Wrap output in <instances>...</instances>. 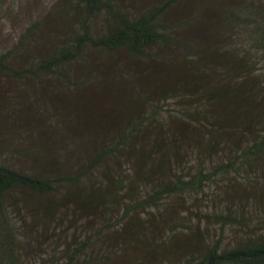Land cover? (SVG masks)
<instances>
[{"label": "trees", "instance_id": "obj_1", "mask_svg": "<svg viewBox=\"0 0 264 264\" xmlns=\"http://www.w3.org/2000/svg\"><path fill=\"white\" fill-rule=\"evenodd\" d=\"M0 81L61 83L76 115L10 100L41 140L0 155V264H264V0H55L0 47ZM40 214L85 232L28 262Z\"/></svg>", "mask_w": 264, "mask_h": 264}, {"label": "rangeland", "instance_id": "obj_2", "mask_svg": "<svg viewBox=\"0 0 264 264\" xmlns=\"http://www.w3.org/2000/svg\"><path fill=\"white\" fill-rule=\"evenodd\" d=\"M10 1L12 2V0H0V47H3L5 43H7L8 38L14 35L23 25L33 19L36 14L44 12L48 8V5L55 0H20L18 13L5 12L1 10L3 5L5 7H9L8 2ZM7 10L9 11V8H7ZM14 95L19 97V100L22 99L32 101V103L37 106L43 101V103L51 108L50 110L52 112L62 108V105L57 100V96H66L68 100L66 104L63 102L64 110L70 118H75L76 115L73 113L74 110L71 107L75 96V91L73 89L67 88L61 83H57L53 94H42V90L40 88L29 86L25 87L20 84L18 85V83L0 81V155L5 156V159L9 160L10 162H20L22 161L20 154L27 152L29 149L35 148L36 144L39 143L41 138L38 136L36 130L27 131L21 129L18 131V129H20V119L17 117V113H19L18 109L20 107V102L19 100L16 102L10 101ZM11 106L15 107V112L10 114L9 111ZM30 111L35 112L36 107L33 106ZM25 128L28 129V126H25ZM15 146L17 147L16 150ZM217 190L218 187L216 186L210 187L208 192L203 195V200L201 199L202 202H199V205H197L196 208L202 207L208 210L213 209V200L210 198H214ZM198 196L202 198V195ZM22 198V196L19 198L21 202H23ZM55 198L58 199L57 197ZM35 200L39 202L41 200L43 204L48 202L47 200L40 199L39 197H34L33 200L31 196L28 198L29 203H31L30 201ZM189 208L192 209L193 207L190 206ZM157 217L160 219L159 216ZM40 218L43 221L38 219L35 222L31 219V224L26 223L25 225L26 229L30 232L28 237L31 240L26 243L28 249V262L36 260L40 255H45L52 252L53 246L58 241V235L61 239H65L68 237H73L74 235L80 236L85 232L84 227L78 229L77 231L72 229L69 226L71 224L70 221L62 224L60 221L45 218L44 214H40ZM195 221L198 222V219ZM80 223L83 225V222L80 221ZM96 223L103 224V222L100 220L95 221V227L97 226ZM154 223L156 224L155 226L160 228V225H157V220H155ZM208 224L209 223L207 221L201 222V226H208ZM236 236H238V233H233V231L228 235V237L233 238ZM177 237H180V234H178ZM61 243H64V241H61ZM130 249L131 251L138 253L137 259L139 263L148 264L151 256L150 253L140 252L134 248L124 249L122 253L118 254V257L123 254L122 259L124 260L131 255ZM94 252L95 251H93V253ZM109 255L112 257V259L110 261H106L108 262L106 264H119V262L116 261L117 258L114 253H110ZM96 264L105 263L103 259H100L96 262Z\"/></svg>", "mask_w": 264, "mask_h": 264}]
</instances>
